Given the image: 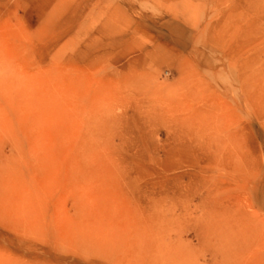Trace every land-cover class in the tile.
<instances>
[{"label": "rangeland", "instance_id": "1", "mask_svg": "<svg viewBox=\"0 0 264 264\" xmlns=\"http://www.w3.org/2000/svg\"><path fill=\"white\" fill-rule=\"evenodd\" d=\"M0 264H264V0H0Z\"/></svg>", "mask_w": 264, "mask_h": 264}, {"label": "bare ground", "instance_id": "2", "mask_svg": "<svg viewBox=\"0 0 264 264\" xmlns=\"http://www.w3.org/2000/svg\"><path fill=\"white\" fill-rule=\"evenodd\" d=\"M245 105L247 106V109L252 108L253 104L250 101L249 95L246 94L243 96ZM189 116L188 118L183 119V120H177L176 123L177 124H183V123H187L190 124L191 126L188 127V129L193 133L189 134V139L190 142H192V140L194 139V136L196 134V127H201L203 125V121L197 119V116L199 114H201V112H199L198 110H194L193 108H190L189 111ZM223 114H225V110L222 111ZM224 115L221 116V118H223ZM197 119V120H196ZM222 123V122H221ZM223 134H225L224 136L226 137L225 140L222 141H218V139L216 138V140H212L211 136H208L206 138V141L204 142V144L200 145V146H196L192 149V147L188 144H183L181 146H177L175 145V148H173L170 154V156L172 157H176V158H184L188 161L187 165L193 168H197V172L198 173H204V174H208V173H212L214 175L213 170L218 168L216 166V163L220 161V163H223L222 160H227V161H232L234 159H241L244 158L245 160V154L241 151L242 145H241V141L239 140L236 131L234 130V132H223ZM178 138V137H177ZM229 141V142H228ZM228 142V143H227ZM225 144V145H224ZM228 145L232 146V150H229L227 148ZM177 146V147H176ZM175 149V150H174ZM239 149V150H238ZM202 163V164H200ZM234 169H238V166L236 165ZM196 172V173H197ZM204 186L210 188L215 186V183H218V185L220 184L221 181H219V179H217V176H212L210 178H202L201 181ZM222 183V182H221ZM214 193V192H213ZM217 193V192H215ZM200 203L203 204H209L210 200L208 199L207 195H204L203 199L200 200Z\"/></svg>", "mask_w": 264, "mask_h": 264}]
</instances>
